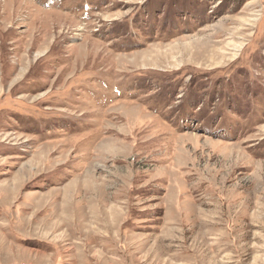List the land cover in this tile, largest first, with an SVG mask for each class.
<instances>
[{
	"label": "rangeland",
	"instance_id": "obj_1",
	"mask_svg": "<svg viewBox=\"0 0 264 264\" xmlns=\"http://www.w3.org/2000/svg\"><path fill=\"white\" fill-rule=\"evenodd\" d=\"M0 264H264V0H0Z\"/></svg>",
	"mask_w": 264,
	"mask_h": 264
},
{
	"label": "bare ground",
	"instance_id": "obj_2",
	"mask_svg": "<svg viewBox=\"0 0 264 264\" xmlns=\"http://www.w3.org/2000/svg\"><path fill=\"white\" fill-rule=\"evenodd\" d=\"M52 14V13H51Z\"/></svg>",
	"mask_w": 264,
	"mask_h": 264
}]
</instances>
